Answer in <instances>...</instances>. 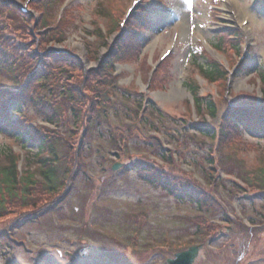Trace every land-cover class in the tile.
I'll use <instances>...</instances> for the list:
<instances>
[{"label": "rangeland", "instance_id": "rangeland-1", "mask_svg": "<svg viewBox=\"0 0 264 264\" xmlns=\"http://www.w3.org/2000/svg\"><path fill=\"white\" fill-rule=\"evenodd\" d=\"M64 1L45 8L39 6L41 0H0L15 10L0 8V48L12 46L15 55L22 49L42 57L65 52L86 72L106 64L115 83L113 107L103 125L82 134V126L73 129L76 120L68 112L59 132L30 102L20 109L8 106L12 119L44 131L46 139L58 136V150L72 177L65 194L41 196L40 212L55 203L37 222L24 223L37 209L0 219V232L16 221L12 228L20 226L13 232L11 250L0 251V264H166L194 246L203 247L195 264H264V197L247 184L264 170V140L233 133L222 146L219 142L229 106L263 105L264 0H238L241 9L261 16L244 25L250 36L228 20L226 0H143L134 12L146 10L150 26L136 32L129 19L118 26L132 0H70L62 11ZM22 9L29 20L22 21ZM132 32L137 42L130 38ZM124 39V49L117 50ZM169 48L171 56L159 62ZM212 63L221 77H205L200 66ZM29 65L22 61L11 74L0 71V87L11 89L14 75L34 66ZM44 65L47 81L28 91L35 100L50 97L64 67L59 60ZM69 73L80 77L74 69ZM178 84L187 95L169 96ZM195 86L203 105H214V117L205 106L195 110ZM194 125H204L214 137L197 134ZM119 131L128 140L126 152L117 148ZM160 145L173 154L167 164L152 157L161 154ZM3 148L21 159L28 156L24 169L38 176L31 159L36 148L14 141L4 130L0 166L5 164ZM152 161L158 166L153 176L137 172ZM115 164L121 167L112 171ZM182 186L205 191L203 199L214 210L200 213L191 201L175 199L177 191L164 189Z\"/></svg>", "mask_w": 264, "mask_h": 264}, {"label": "trees", "instance_id": "trees-1", "mask_svg": "<svg viewBox=\"0 0 264 264\" xmlns=\"http://www.w3.org/2000/svg\"><path fill=\"white\" fill-rule=\"evenodd\" d=\"M55 1L56 0H41L39 6L47 8L54 5ZM0 8L3 9V12L7 13L13 10L10 9V7H4L2 5H0ZM3 12H0V16ZM20 15L22 21H27L31 18L30 16ZM129 21L131 22V27H133L131 28L132 31L136 32V30L147 29L150 26L151 17L148 13H143L141 11V13L137 15H132ZM37 26L41 27V24H38ZM136 37L135 33L130 35V38H133L135 42H137ZM126 41V39L122 40L120 47L117 50H123L127 43ZM15 51V48L12 46L0 48V71L2 73H13L16 66L22 61L31 64L29 65L30 67L33 64L34 66L28 71L23 70V75H14L12 78L13 87L11 89L0 87V99L2 98L1 102L4 101V105H0V132L8 130L14 141L36 148L34 153H30H32L31 159L35 162L38 176H36L30 169H24L25 166L23 163L25 160L26 162L28 161V156L25 157L26 159L24 158L21 168L19 169L18 166L21 161L20 157H17L16 155L14 156V154L3 148L1 154L5 160V164L0 166V219L8 214H16L19 211L37 209L33 210L28 218L24 220L26 225L37 222V220L54 205L55 202L52 205L45 207L44 210L40 212L41 209H38V206L41 204V196L44 194L54 196H57L59 193L62 195L65 194L68 188L67 179L70 180L72 174L71 171H69L67 164H65L64 155L58 150L59 138H56L58 136L46 139L44 131L40 132L31 127H26L20 123V121L12 119L8 114V106L18 105V108L20 109L25 102H30L37 112L43 116L44 121L47 124L54 126L56 131L59 130V132L62 122L60 120L64 117L65 113L68 112L73 115L76 120L75 124H73V129L82 126L84 129L82 134L88 133L94 131L95 127L99 126L101 123L103 125L104 121H107L109 109L113 107V90L115 88V83L111 82L112 76L109 74L106 64L99 67L97 71L91 70L86 72L83 69V66L78 63L77 59L73 58V56L67 55L65 52H47L49 56L42 57L40 55H35L32 52L24 53L22 49H20V52L15 55ZM200 53L201 51H196L197 55ZM117 57H115V59H117ZM54 60L61 61L64 66L59 71L57 85L52 92L48 93L50 95L49 98L44 99L41 96L37 100L33 99L28 91L32 87L43 86V84H45L48 79V71L46 70V67H44V64H49V62ZM70 69H74L80 75L79 79L69 73ZM200 69L206 78L212 79L218 75L221 77L219 68L215 63L208 66L202 65L200 66ZM222 75H224V73ZM260 82L264 84V77L263 79H260ZM60 86H62V89L59 91L60 96L58 101H55L54 99L57 96V91ZM193 92H195L192 96L193 106L196 111L205 106L210 115L214 117V105L211 102L203 105L202 102L204 99L198 97L196 86L193 87ZM85 97L86 101L83 102ZM18 111L19 110L14 113H16L17 118H21ZM222 121L221 130L219 131V142L221 146L225 140H228V135L233 133H243L250 138L264 140V101L259 111H251L240 105L229 106L222 117ZM136 126H134L135 129ZM192 129L195 130L197 134H205L203 132H209L208 136L212 134V132H210V130L204 125H194L192 126ZM115 136H117L118 150L126 152L128 149V140L122 135V131H119ZM213 137L214 134L210 136V138ZM23 148L26 149L25 147ZM159 149L161 154H158L159 156L152 155V157H160L161 159L159 160L162 164H167V157L170 160L173 159V154L167 152L161 145L159 146ZM72 156L75 159L77 152ZM71 158L72 157L67 159V161ZM156 163V161H152L150 162L151 165L146 166V168L137 167V172L153 176V174L158 172V166ZM142 164L144 163H140V165L137 166H141ZM210 164H213V162ZM259 173V177L251 178L247 184L249 188L260 191L256 196L262 195V197H264L261 193L264 192V170ZM162 182L163 185L169 184L167 183L168 180H163ZM204 182L206 184L205 180ZM211 186L212 185H210V187ZM164 189L166 191L168 190L170 193L177 191L174 195L175 199L191 201V203L201 209V211H199L200 213H202V210L205 212L214 210L211 203H208L203 199L205 198V191L202 189H200L201 191L199 192L196 191V187L182 186L180 189L174 187L172 190H170L169 187H165ZM58 197L59 196L56 198ZM44 204H47V202L45 201ZM16 223L17 221L11 224L7 228V231L0 232V251L4 249L11 250V245L15 243L13 232L16 230L18 231L20 228V226L12 228Z\"/></svg>", "mask_w": 264, "mask_h": 264}, {"label": "bare ground", "instance_id": "bare-ground-1", "mask_svg": "<svg viewBox=\"0 0 264 264\" xmlns=\"http://www.w3.org/2000/svg\"><path fill=\"white\" fill-rule=\"evenodd\" d=\"M227 1V5L225 6V8L227 10H230V16H228V20L234 22V23H238V26L241 28L242 32L246 35V36H250V28L249 27H242V22L245 20H249V19H254V18H259L261 17L259 12H253L250 11L248 8L246 9H241L240 6L238 5V0H226ZM239 20V21H238ZM172 94L176 95V96H186L187 94L185 93V91L181 88V84H178V86L176 88H173L171 90V93L169 96H171Z\"/></svg>", "mask_w": 264, "mask_h": 264}, {"label": "water", "instance_id": "water-1", "mask_svg": "<svg viewBox=\"0 0 264 264\" xmlns=\"http://www.w3.org/2000/svg\"><path fill=\"white\" fill-rule=\"evenodd\" d=\"M119 167L120 165H114L112 170L115 171ZM200 249L201 246L190 247L184 252L175 254L172 259L166 261V264H194Z\"/></svg>", "mask_w": 264, "mask_h": 264}]
</instances>
